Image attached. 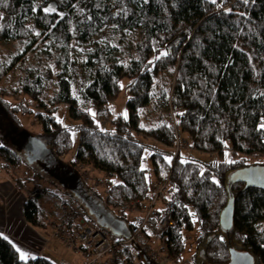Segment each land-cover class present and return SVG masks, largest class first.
I'll list each match as a JSON object with an SVG mask.
<instances>
[{"label": "trees", "instance_id": "trees-1", "mask_svg": "<svg viewBox=\"0 0 264 264\" xmlns=\"http://www.w3.org/2000/svg\"><path fill=\"white\" fill-rule=\"evenodd\" d=\"M105 26L141 33L127 58H115L108 43H95L86 52L83 66L91 76L79 89L91 106L105 110L96 117L78 107L67 73L72 44L90 43ZM6 40L18 41L24 52L40 46L38 53L47 60L43 70L25 75L13 89L0 86V158L11 166L26 163L32 177L52 187H41V193L24 200L27 222L47 224L44 217L51 216L44 197L61 208L58 195L74 198L71 188L78 182L86 188L77 163L105 175L108 190L102 204L123 222L127 218L119 215L118 206L148 197L151 183L167 178L173 225L165 238L175 264L183 259L190 235L193 244L187 246L195 249L189 264H199L198 249L209 264H224L230 247L247 250L254 264H264V191L230 180L235 169L264 164V157L250 159L264 155V0H0V41ZM20 54L6 59L0 54V80L17 67ZM164 72L172 76L157 96L168 103L169 119L143 126L140 112L157 94L156 80ZM124 78L127 114L111 115L109 106ZM45 80L55 86L48 103L42 101ZM20 95L27 100L19 101ZM64 104L76 124L64 125L56 117L55 109ZM18 115L34 117L42 133L52 135L56 166L28 163L20 145L33 134ZM71 130L78 133L77 147L63 163L58 158L73 145ZM147 139L163 148L152 147ZM177 140L187 145L186 152L170 150ZM226 150L234 159H222ZM194 152L219 160H202ZM231 197L233 221L225 229L219 216ZM159 213L162 218L164 206ZM0 264L61 263L41 254L22 259L0 234Z\"/></svg>", "mask_w": 264, "mask_h": 264}, {"label": "rangeland", "instance_id": "rangeland-1", "mask_svg": "<svg viewBox=\"0 0 264 264\" xmlns=\"http://www.w3.org/2000/svg\"><path fill=\"white\" fill-rule=\"evenodd\" d=\"M52 7V6H50ZM49 7V8H50ZM34 33H37L36 30H34ZM141 31L139 30H126V31H116L112 26H105L101 30L97 32V34L94 35L93 40L90 43H81V42H75L72 44V48L70 51V56H71V64L69 66V71L67 73V78L69 79L71 83V89H73V96H75L76 100L78 101V107L83 110H89L91 115L93 116H98L100 114H105V110L99 109L97 110L93 106L89 104V101L87 99H83L81 97L80 93V87L83 83H85L86 80H88L91 76V72L87 70L86 67L83 66V61L85 59V54L88 50H90L95 43L97 44H111L114 46L112 54L115 56V58L119 59H124L127 58V56L131 55L133 52V47H134V41L137 39V37L140 35ZM31 36L30 38H32ZM34 43V42H33ZM41 47L37 46L36 49H29L28 52H24L22 45L18 43V41H13V40H6V41H0V54L2 58L6 59L9 54L12 53H17L18 51L21 52L20 59L17 67L8 70L7 76L4 79H1L0 81V86H3L5 88L13 89L16 85L20 84V80L27 74L30 75H35L37 70H43L45 66H47V60L44 58L43 54L40 52L38 53L39 49ZM164 75H161L159 79L156 80V85H157V94L154 95L153 100L148 103L144 109L141 110L140 112V122H142L143 126H152L157 123H160L163 118L168 121V116H166V113L169 111L168 103L164 102V98H160L159 95V88H161V84L167 86L168 78H170L172 75L168 72H164ZM127 78L122 79L121 81V90L118 93V96L116 99L112 102V104L109 106L111 115H126L127 114V109H126V97H127V88L125 87L127 83ZM55 86L52 81L45 80L44 81V86L42 88V101L48 103L49 98L51 97L52 93L55 92ZM161 91V90H160ZM27 100L23 95H20L18 97V100ZM55 114L56 117L59 119L60 122H62L64 125H74L76 124V121H74L71 116L69 115L67 111V105H61L58 108L55 109ZM164 114V115H163ZM18 120L20 124L31 134H33L37 139H39L44 145L47 146V148L51 149V134L48 133H42L41 131V126L40 124L36 121L34 117H28L27 116H20L18 115ZM105 117V116H102ZM103 120V119H102ZM105 120H107L105 118ZM72 147L70 148L69 151H65L66 154H61V157L58 159H62L63 163L68 162V160L73 156L72 154L74 153L75 148L77 147V139H78V133L77 131H72ZM148 143L152 145V147L156 148H163L157 141L147 139ZM180 143L181 141L178 140ZM176 144V142H175ZM174 144V146H175ZM172 146V147H174ZM183 146H186V148L181 149L186 150L188 149L186 144H183ZM172 147L170 150H172ZM180 150V151H181ZM174 151V150H172ZM195 157H199L202 160H208V158H214L219 160L218 156L215 154L212 155H207L203 153H193ZM255 157L257 158H263L264 155L261 154H252L250 155V159L254 160ZM222 159L230 161L231 159H234L232 156L231 151L226 150L224 154L222 155ZM1 160H5L4 158H0ZM250 160V161H252ZM60 161V160H59ZM146 161H148L146 159ZM149 162V161H148ZM150 163V162H149ZM37 163H34L32 167H35ZM145 166L147 162L143 163ZM11 167L14 168L13 170L10 171L8 169L0 168V171L2 172H7L15 181L21 186L18 187L15 183L14 180L12 182V187L11 193L13 191H16L14 194V200L17 202L18 207L21 209L24 203V197L26 196V190L25 189H31V188H39L40 190L36 193L35 196H37L40 191L42 190L41 187H47V188H52L49 186V183H47L39 178L38 176L31 175L30 179L27 180L25 179V174L24 170H26L28 167L26 163H21L17 165H12ZM30 170L32 171L31 167ZM37 168V167H36ZM77 169H79L78 166H76ZM84 169L87 171L86 173L83 172V169H79L80 176L81 173L84 175H88L89 178L85 184L86 189L88 190L89 193L92 194L93 197L96 199H99L100 202L103 203L102 197H104L105 192L108 190V186L105 183V175L103 173L98 172L94 170L92 167H84ZM32 174V173H31ZM83 177V176H82ZM27 180V184L24 183L21 185V181ZM95 180L99 181V185L97 184L94 185ZM106 184V186H105ZM96 193V194H95ZM9 196V195H8ZM11 196V195H10ZM9 196V197H10ZM34 196V197H35ZM33 197V198H34ZM32 199V198H31ZM110 211H112L111 208H109ZM46 217H44V220L46 221ZM52 219V218H50ZM47 222V221H46ZM48 225V223L46 224ZM47 228L50 229V226L48 225ZM47 228L43 229L40 226H33L32 224L29 225H24L23 226H15V228L9 230V233L13 237L14 243L17 245L18 250H19V255L23 254L24 258H27L28 256H35L38 254L51 257L55 261L61 264H79L80 259L79 256L74 253L72 250L67 249L63 243H61L58 240L53 239L49 246L47 247L48 249L43 250L44 243L43 239L44 238H49L50 236V231L47 232ZM33 234H36L35 237L33 238ZM52 235V234H51ZM189 240L186 242V250L182 253L183 259H188L191 255V253L194 251L195 247L194 246H187L190 244V242L193 241V237L191 235L189 236ZM193 244V242L191 243ZM198 253V258H199V264H209L205 258H203L202 251L200 249L197 250Z\"/></svg>", "mask_w": 264, "mask_h": 264}, {"label": "built area", "instance_id": "built-area-1", "mask_svg": "<svg viewBox=\"0 0 264 264\" xmlns=\"http://www.w3.org/2000/svg\"><path fill=\"white\" fill-rule=\"evenodd\" d=\"M98 124L108 120L97 119ZM183 142L176 141L172 150L177 152L184 149ZM79 169L84 165L77 163ZM11 167L9 162L1 160L0 168ZM84 181L89 176L81 173ZM23 185V181L20 182ZM95 180V184L99 185ZM167 178L164 181H154L149 189V196L144 199H134L119 207V215H126V228L128 237L110 234L97 227L85 209L71 196L58 195L61 201L62 218L58 222L47 218L50 232L54 238L64 244L79 256V264H144L142 255H145L149 264H175L166 247L168 229L173 225L171 212L173 205L166 204ZM24 200L33 198L39 188L25 189ZM23 200V201H24ZM164 206L163 217L159 215L160 208ZM178 264H189V259H182Z\"/></svg>", "mask_w": 264, "mask_h": 264}, {"label": "water", "instance_id": "water-1", "mask_svg": "<svg viewBox=\"0 0 264 264\" xmlns=\"http://www.w3.org/2000/svg\"><path fill=\"white\" fill-rule=\"evenodd\" d=\"M24 151L29 164L38 163L39 165L56 166L58 161L52 155V152L34 135L26 136L25 140L20 145ZM230 180L243 183L245 187H255L264 191V164H252L235 169L230 174ZM74 198L80 202L81 206L87 210L88 214L98 223L100 227H104L112 234H117L122 237H128L129 231L126 228L125 222L116 218L102 202H99L86 188L78 182L76 188H71ZM228 203L222 208L219 216V224L225 229L232 226L234 202L233 197L229 198ZM142 259L149 261L145 255ZM224 264H254V257L247 250H239L230 247L228 249V260Z\"/></svg>", "mask_w": 264, "mask_h": 264}, {"label": "crops", "instance_id": "crops-1", "mask_svg": "<svg viewBox=\"0 0 264 264\" xmlns=\"http://www.w3.org/2000/svg\"><path fill=\"white\" fill-rule=\"evenodd\" d=\"M26 168L27 169L23 171L25 174L24 177L25 179L30 180L32 171L30 170V168L28 167ZM13 180H14V183L17 185L18 183L15 181V179H13L7 172L5 173V172L0 171V234L2 236H5L12 243V245H14L15 249H17L18 254H19L18 247L14 243L13 237L9 233V230L15 228V226H23L24 228L25 224L29 225L30 223L24 219V215L22 212L23 206L20 209L17 205V202L14 200V194L16 193V191H13L11 193V189H13L12 187ZM27 180H24V183L27 184ZM18 187H21V186L19 185ZM8 195L9 196L11 195V196L9 197ZM42 200H43L45 210L49 212V215L51 216L52 219L54 218V220L58 222L62 214V210L60 208L59 203L56 202V200L54 199H47V197H44ZM37 226H40L43 229H45L47 228L48 225L43 224V225H37ZM46 230L47 232L50 231L49 228H47ZM35 235L36 234H33V238L35 237ZM53 239L57 240L51 235V233H50L49 238L43 239V243H44L43 250L48 249L47 247L49 246L50 242Z\"/></svg>", "mask_w": 264, "mask_h": 264}, {"label": "snow or ice", "instance_id": "snow-or-ice-1", "mask_svg": "<svg viewBox=\"0 0 264 264\" xmlns=\"http://www.w3.org/2000/svg\"><path fill=\"white\" fill-rule=\"evenodd\" d=\"M247 2H248V0H245V3H247ZM46 11H47V9H46ZM260 127H261L262 129H264V124H262ZM114 183H115V181H114ZM21 258H22V259L24 258L23 254H21Z\"/></svg>", "mask_w": 264, "mask_h": 264}]
</instances>
